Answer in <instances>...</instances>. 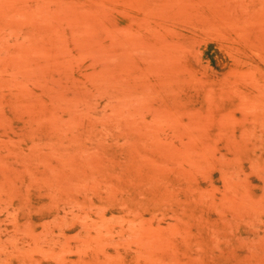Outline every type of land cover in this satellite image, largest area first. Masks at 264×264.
<instances>
[{"label": "rangeland", "instance_id": "374dc122", "mask_svg": "<svg viewBox=\"0 0 264 264\" xmlns=\"http://www.w3.org/2000/svg\"><path fill=\"white\" fill-rule=\"evenodd\" d=\"M0 264H264V0H0Z\"/></svg>", "mask_w": 264, "mask_h": 264}]
</instances>
